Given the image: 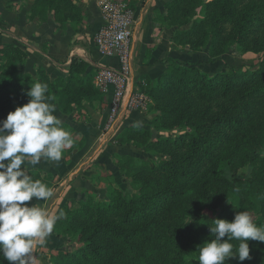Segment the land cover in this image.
I'll use <instances>...</instances> for the list:
<instances>
[{
    "label": "trees",
    "instance_id": "obj_1",
    "mask_svg": "<svg viewBox=\"0 0 264 264\" xmlns=\"http://www.w3.org/2000/svg\"><path fill=\"white\" fill-rule=\"evenodd\" d=\"M117 1H127L132 10L136 5V0ZM79 2L34 0L28 19L43 23L51 16L58 29L70 25L78 32L86 21ZM200 7L204 15L196 18ZM164 8L161 24L175 27L170 41L192 52L207 49L206 64L233 45L242 52L262 53V59L256 70L231 67L213 75L197 63L164 59L166 72L145 89L152 102L149 112L155 114L151 127L186 131L175 138L152 139L150 129L136 124L125 127L115 137L116 143H131L161 157L154 162L132 156L118 159V172L136 192H125L113 182L106 201L87 197L77 208H65L52 234L66 236L74 247L58 250L48 264H198L200 248L213 238L208 227L214 226L213 220L231 222L240 211H255L259 215L253 222L264 226L263 160L261 169H254L250 177L241 179L231 173L228 178L224 169L235 161L238 150L234 145L223 151L225 143L247 124L258 130L251 138L256 146L264 143V125L255 120L264 108V0H172ZM150 51L147 47L145 59ZM26 61L27 54L17 45L0 47V121L28 102L26 93L37 82L48 85L49 102L62 115L76 112L89 122L86 105L105 108L106 97L93 84L94 69L87 71L84 60L72 57L66 76L54 78L39 64L33 66L34 74L22 72ZM62 127L73 141L62 152L69 162L73 150L82 149L86 139L73 136L68 124L62 122ZM27 171L49 188L58 183L57 174ZM248 243L251 259L229 258L225 264H264V243ZM0 264H9L2 255Z\"/></svg>",
    "mask_w": 264,
    "mask_h": 264
},
{
    "label": "crops",
    "instance_id": "obj_2",
    "mask_svg": "<svg viewBox=\"0 0 264 264\" xmlns=\"http://www.w3.org/2000/svg\"><path fill=\"white\" fill-rule=\"evenodd\" d=\"M99 0H80L79 7L85 16V24L79 27V31L72 30L67 25L65 30H60L53 23L51 16L44 23L27 18L29 8L33 0H0V45L13 43L27 54L25 72L32 73L33 66L41 65L52 77L66 76L68 65L72 57H78L89 64L88 71L96 68L118 66L116 58L102 56L93 44V37L103 23V17L98 5ZM166 0H138L133 10V38L131 42V83L141 76L156 77L165 70L163 60L171 58L178 62L196 64L199 68H206V55L187 53L172 47L169 41V32L160 34V38H152L153 16L156 12L162 11V5ZM150 56L145 59L146 47L154 44ZM201 54V53H200ZM197 57L201 58L200 60ZM105 110L102 113L91 111V121L77 123L76 132L86 139L84 147L76 150L71 161L65 164L51 161L46 158L38 164H44L48 171L58 175V183L63 185L59 196L55 197L57 210L62 208L64 203L76 197L82 188L88 186L87 177L95 172L93 165L103 163L108 156L120 149L114 144L116 134L120 133L131 123L139 121L136 112H126L116 119L118 127L115 131L104 133L102 124L105 114L109 108L111 93L105 96ZM145 120V119H144ZM147 120V119H146ZM107 134V135H105ZM101 140H105L101 142ZM73 172H76L71 176ZM71 176V177H70ZM45 201L37 199V206L45 208ZM50 214H57L47 209ZM64 242L54 235L48 238L43 246L53 249H61ZM69 247V246H68ZM67 247V248H68ZM38 264H47L41 259Z\"/></svg>",
    "mask_w": 264,
    "mask_h": 264
},
{
    "label": "clouds",
    "instance_id": "obj_3",
    "mask_svg": "<svg viewBox=\"0 0 264 264\" xmlns=\"http://www.w3.org/2000/svg\"><path fill=\"white\" fill-rule=\"evenodd\" d=\"M47 92L46 83H35L26 93L28 102L0 121V255L9 264H36L38 246L47 243L64 215L63 211L50 214L42 206L26 203L53 196L51 188L33 179L27 165L35 166L44 158L59 162L63 150L73 143L71 133L54 115L56 107ZM213 221L214 226H208L213 238L200 248L198 264L251 259L248 241L264 243V227L257 226L247 211L236 213L231 222Z\"/></svg>",
    "mask_w": 264,
    "mask_h": 264
},
{
    "label": "rangeland",
    "instance_id": "obj_4",
    "mask_svg": "<svg viewBox=\"0 0 264 264\" xmlns=\"http://www.w3.org/2000/svg\"><path fill=\"white\" fill-rule=\"evenodd\" d=\"M170 1L172 0H166V2H164L162 5V9H161L162 11L156 12L155 15L153 16L152 20H153L154 26H153V31H152V38L154 39V41L156 39H159L160 34L164 32H169V41H170L171 34L175 29V27H167L161 24V21H160V16L164 15L166 12L164 5ZM113 2L123 3V4H126L127 7L129 6L127 1L122 2V1L113 0ZM137 2L138 0H136V3ZM29 11H30V8H29ZM203 15H204L203 7L198 8L196 10V18H202ZM28 17H29V12H28L27 18ZM33 20L37 21V19H33ZM188 27H189V24L182 26L183 29H187ZM155 43L156 42H154V44L148 45L147 47H150L152 51ZM170 44L172 45L173 48L178 49L180 51H185L187 53H196V55H199V56L205 54L206 58L208 59L207 49L201 52H192L188 46L174 45L171 41H170ZM2 45L3 44H1L0 47ZM130 54H131V44H130ZM197 59L200 60L201 58L197 57ZM261 59H262V53L242 52L235 45H233L226 54L218 58H215L210 64H207L208 66L206 68L204 67L203 69L202 68L200 69L206 72L208 75H213L216 72L221 71V69L223 68L229 69L231 67L250 71V70L257 69V66L259 65ZM131 62H132V59H131ZM164 65H165V70L154 78L144 75V76L134 79V85L132 87L130 86L131 79H129L125 101L127 102L130 98H133V101L131 102L130 106H126V104L124 103L122 104V106L116 111L115 121L108 125V127L110 128L107 131V128L105 127H106L107 120H108L107 117L109 116V113H110V109H109L110 105H109V108L105 114V120L102 124V129L104 133L110 134L111 132L115 131V129L118 127V124L116 123V119H118L119 115L121 114L123 115L124 113L126 114V112H136L137 113V115L139 116V121L131 123V124H136L145 129H150L153 133L152 139H159V138H164V137L175 138L176 136L186 131L185 129L180 128V127H176L174 129L167 130V131H155L151 127V119L155 116V114L149 112V106L151 105L152 102H151L150 97L146 94L145 89L148 87V85L152 86L158 80H160L161 75L166 72V64L164 63ZM93 69L95 73L94 78H93L94 87L97 88L102 95L106 96V94L100 89V87L96 84V81H95L96 75L99 72L100 68L99 69L93 68ZM22 72H25L24 69H22ZM31 74H34V70ZM130 78H131V65H130ZM85 109H86L87 114H89L90 116L89 121H91V115H92L91 111L102 113L105 110V108H103L102 110L97 109V108L93 109L89 107L88 105H86ZM75 114L76 112H74L73 115L65 116V115H62L58 110H56V112L54 113V115H56L61 120V122L68 124L70 128L74 130L73 136L81 135L80 133L76 132L75 127L77 123L79 124L86 123V121L84 120L85 118L83 116H80V115L78 116ZM255 120L259 122L260 124L264 125V108L259 111V113L255 117ZM257 132L258 130H256V127L254 125L247 124L244 129L238 132L231 140L227 141L225 145L223 146V151L231 150L232 146L234 145H236V149L238 150V153L235 156V161L233 162L229 161L228 165L224 169L226 176L228 178H230L231 173H233L236 177L243 179L246 177H250L254 169H261L259 165L264 162V143L259 146H256V143H254L251 140V138L254 137V135H256ZM118 134H116V136ZM104 141L105 140H101V142H104ZM113 142L120 149H118L117 151L109 155L105 162L93 165L95 172L94 171L91 172L90 176L87 177L88 186H86L85 188H82L74 199H72L71 201L65 202L63 207L57 210L58 201L56 200V203H55V197L59 196V194L61 193V189L63 187V185H60V183H57L53 188H51L53 191V196L45 201V205H44L45 208L51 209L50 210L51 212L58 211L57 212L58 214L60 211H63L65 208H70V209L77 208L80 205V203L84 201L87 197L92 198L95 201H101V202L106 201L108 199L106 195L107 189L111 185H113V182H116L117 184H119V186L125 192H128V193L136 192L135 186L129 181V179L124 178V176H122V174L118 172L117 164H116L118 159L125 157V156H132L134 157V159L139 160V161L154 162V161H157L159 157L161 156L156 155V154L147 153L143 150V148L136 147L132 145L131 143H122V144L119 143L118 144L115 142V138ZM75 151L76 149L73 150L72 154ZM60 160H62L65 164H68L71 161L70 160L69 162H65L63 158H61ZM262 160L263 162H261ZM29 169H37L41 171L42 174L53 173V172L48 171L47 167L44 164H37L35 166H32L29 164L27 165V170ZM74 173L76 172H73L71 176H73ZM36 201H37V198H33L31 201L26 202V203L29 206H31L32 204H36L37 203ZM248 213L250 216H252V218L256 217V215H259L255 211H250ZM216 214L217 213H213L212 215H216ZM54 236L57 237L56 235ZM57 238L61 239L65 244L64 247H62L61 249L67 248L68 246L74 247V245L68 242L66 236H61ZM58 250L53 249L51 247L38 246L37 248L38 259H37L36 264H38L42 258L45 259L46 263L48 264V259L52 255L56 254Z\"/></svg>",
    "mask_w": 264,
    "mask_h": 264
},
{
    "label": "built area",
    "instance_id": "obj_5",
    "mask_svg": "<svg viewBox=\"0 0 264 264\" xmlns=\"http://www.w3.org/2000/svg\"><path fill=\"white\" fill-rule=\"evenodd\" d=\"M98 5L103 23L93 37V44L100 55L116 58L118 63L115 68H100L95 79L106 95L111 93L110 113L105 127L108 131V125L115 121L116 111L123 103L130 106L133 101V98L125 101L132 59L130 44L133 37V11L126 4L112 0H99Z\"/></svg>",
    "mask_w": 264,
    "mask_h": 264
}]
</instances>
